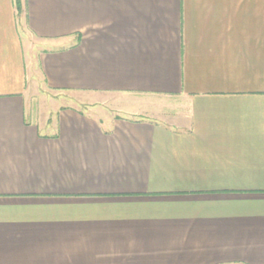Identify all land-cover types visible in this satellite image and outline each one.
Returning <instances> with one entry per match:
<instances>
[{
    "label": "crops",
    "instance_id": "obj_1",
    "mask_svg": "<svg viewBox=\"0 0 264 264\" xmlns=\"http://www.w3.org/2000/svg\"><path fill=\"white\" fill-rule=\"evenodd\" d=\"M0 264H264V0H0Z\"/></svg>",
    "mask_w": 264,
    "mask_h": 264
},
{
    "label": "rangeland",
    "instance_id": "obj_2",
    "mask_svg": "<svg viewBox=\"0 0 264 264\" xmlns=\"http://www.w3.org/2000/svg\"><path fill=\"white\" fill-rule=\"evenodd\" d=\"M25 61H26V64L28 65L29 64V54H28L27 50L25 51ZM42 93H45V92H43L42 88H40V91H38V90H36L35 87L33 88V86H32L30 97L29 98L26 97V101H25V117L27 120H33V118H35L34 113L32 111L33 108L37 109L39 112H41L40 114H42V115L44 113H46V109H48V110L53 109V104L55 103L56 99L52 98L53 102H51L50 97H49L50 95L48 94L47 96H45ZM58 103L62 106L73 105V106H80L81 109H83V108L86 110L88 109V108H85L86 107L85 105L76 104L75 102L70 100L68 97L65 99L56 100L55 104H58ZM109 106L112 107V105L108 104V106H106V108H105L106 112H105V110L104 111H101L99 109L98 110L103 112L104 114L110 113L109 110H111V108ZM107 110H108V112H107Z\"/></svg>",
    "mask_w": 264,
    "mask_h": 264
},
{
    "label": "trees",
    "instance_id": "obj_3",
    "mask_svg": "<svg viewBox=\"0 0 264 264\" xmlns=\"http://www.w3.org/2000/svg\"><path fill=\"white\" fill-rule=\"evenodd\" d=\"M16 9L20 10V0H14Z\"/></svg>",
    "mask_w": 264,
    "mask_h": 264
}]
</instances>
